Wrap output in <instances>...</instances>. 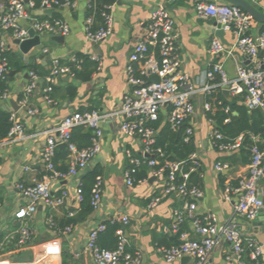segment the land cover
Here are the masks:
<instances>
[{
	"label": "crops",
	"instance_id": "obj_1",
	"mask_svg": "<svg viewBox=\"0 0 264 264\" xmlns=\"http://www.w3.org/2000/svg\"><path fill=\"white\" fill-rule=\"evenodd\" d=\"M199 0H117L111 6L113 18V33L106 40L94 44L86 39L85 20L87 16L86 0H77L76 7L62 5L54 8L53 12L36 9L33 14L37 17H51L59 15L70 26V34L65 36L63 43L56 42L53 36L43 35L41 45L33 48L28 55L21 52L15 40L9 39L10 49L24 58L26 63L36 64L40 72H47L52 68L54 60L62 63L71 61L76 54H82L99 60L97 71L88 82H82L70 77L68 82L55 85L52 98L55 103L48 105L43 94L34 93L29 102L38 113L34 116L27 114L26 110H19V118L25 127L28 138L20 144L0 148V233L7 235L19 227L15 220V212L26 204L17 190L20 183L33 184L36 180H45L49 176L43 160V149L46 135L43 132L56 127L63 118L75 112L98 110L112 112L121 106L127 94L131 92L128 84L127 67L129 57L135 45L139 42L150 19L151 10L157 5H164L175 18V32L178 35L179 56L182 62L181 71L189 76V82L195 93L192 101L195 115L191 121L194 128L196 153L192 158L201 170L200 189L203 197L198 202L197 213L202 218L206 214H215L218 224H227L234 221V204L237 196L232 195L230 201L225 198L227 187L235 188L246 177L248 165L241 162V156L236 152L223 153L217 150L211 137L212 126L216 122L208 118L205 104L209 94L202 91L209 83L207 74L216 63H222L227 77L233 80L237 76V64H249L250 59L234 48L236 37L233 33L225 32L223 39L218 37L221 27L214 20L199 18L195 6ZM255 6L264 12V0ZM24 27L28 26L23 23ZM262 25L254 23L251 34L259 35ZM220 39L227 52L221 56H211L208 52L211 41ZM43 50H48L43 54ZM231 51L232 55L228 52ZM24 73L15 74L8 82L10 98L8 101L0 99V109L10 113L11 101L19 106L23 90L29 79ZM38 75L41 78L45 76ZM40 82V89L43 88ZM69 86L76 89V95H68ZM224 91V90H223ZM228 98V97H226ZM233 97L229 96V100ZM215 112V111H214ZM167 117V110L162 112ZM120 119L107 120L102 124L103 137L101 151L91 162L92 171L101 170L103 185V204L98 211H92L83 218L81 203L77 201L76 190L84 178L83 170L76 176L60 182H51L52 194L58 197L62 191H67L69 198L65 205L52 212L59 226L50 229L46 224L50 210L43 208L41 218L29 223L32 237L27 249L23 252H13L5 257L16 259L28 253L29 261H36L44 251L51 248L53 254L39 264H95L93 256L86 251L89 233L98 225L108 221L121 225L127 240L128 249H132L142 257L143 264H184L181 261L165 262L160 245L163 238L171 237L175 233L165 231L172 228L175 221V212L183 210L187 200L178 195L164 196L162 180L150 176L148 180L128 187L125 183L124 173L129 168L128 152L134 157H145L143 144L138 137L130 138L120 130ZM156 136V135H155ZM226 159V161H223ZM250 160V159H249ZM55 165L58 170L68 169V150L60 146L56 152ZM218 163L228 165V169L221 173L215 170ZM29 168V169H26ZM91 171V172H92ZM90 172V173H91ZM160 197V203L153 210L148 208L152 199ZM121 215L129 216L130 223L122 224L118 221ZM259 217V216H258ZM71 223L72 231L62 233L65 228L61 223L67 220ZM264 224V217H260ZM242 232L256 239L263 245V255L260 263L264 264V225L256 226L253 222L239 219L236 221ZM184 233L191 238L199 239L191 224L187 221L180 225ZM180 232V231H179ZM182 233V232H181ZM178 234V233H177ZM229 245L215 249L210 257L209 264H238L236 261H227ZM193 260L185 264H193Z\"/></svg>",
	"mask_w": 264,
	"mask_h": 264
},
{
	"label": "built area",
	"instance_id": "obj_2",
	"mask_svg": "<svg viewBox=\"0 0 264 264\" xmlns=\"http://www.w3.org/2000/svg\"><path fill=\"white\" fill-rule=\"evenodd\" d=\"M76 1L64 0L63 3L61 0H41L39 9L49 10L62 5L76 7ZM97 1L86 0L87 10L96 8ZM248 1L255 5L262 0ZM36 9L37 0H12L8 4L0 2V80L2 81H5L10 73L7 60L2 56V52L11 50L9 39L23 42L29 38L28 30L23 23L30 26L40 37L70 34V26L64 20L52 19L48 16L37 17L33 14ZM106 9L109 12L102 14L105 24L97 29H93L94 17L86 18L85 35L89 42L100 43L113 33L111 6ZM195 9L199 18L214 20L223 31L233 33L236 37L234 48L250 59L249 64H237V76L233 80L227 77L222 63L214 64L207 74L209 83L202 91L210 95L213 89L220 88L228 90L232 97L244 95V105L249 112L258 108L264 111V33L251 34L254 19L233 5L220 1L199 0ZM175 24L174 16L164 5H157L151 10L147 27L129 57L127 76L131 92L125 96L120 107L112 112L98 110L75 112L63 118L56 127L43 132L46 135L43 160L49 176L45 180H36L30 185L24 183L17 185V190L26 204L14 214L19 227L7 235L0 233V264H39L53 254L52 249L48 248L38 260L29 262L14 261L5 257L6 254L21 253L27 249L32 237L29 223L35 219L40 206L50 210L46 219L47 226L53 230L59 228L52 212L65 205L69 194L67 191H62L58 197H54L50 184L76 177L90 166L101 151L102 124L113 119L121 120L120 130L125 136L138 137L143 144L145 157H134L128 152L130 166L124 173L126 185L135 186V173L139 168L147 166L149 177L153 176L162 180L164 196L178 195L187 200L183 210L175 212L172 228H165V231L171 230L177 234L180 231V225L188 221L199 239L191 238L187 233L182 232L179 245L160 249L165 262L173 263L188 257L193 260V264H209L212 252L228 244L230 249L226 256L227 261L248 264L245 261L248 258L256 264H262L259 260L263 255V245L256 239L246 236L236 221L244 219L253 222L258 218L260 211L264 210V139L253 137L254 145L250 149V163L246 177L235 188L227 187L225 190L226 200L230 201L232 195H236L237 202L234 204V221L222 225L218 224L215 214L209 213L202 218L199 217L198 202L203 197V192L198 186L188 184L190 173L182 172V163L169 160L162 162L160 158L165 157L163 150L152 148L156 133L147 126V123L157 121L165 110H167L166 119L173 131L178 132L185 127L183 131L185 142H190L194 137L191 121L195 115L192 101L195 90L189 82V76L181 71L182 62ZM47 52L48 50H43L42 53L47 54ZM208 52L211 56L218 57L227 50L220 39L214 38ZM228 54L232 55V52L229 51ZM92 59L99 62L95 57ZM71 61L75 62V58ZM27 74L29 81L23 90L19 106L20 110H26L28 115L34 116L38 111L30 106V97H33L35 91L39 89L46 103L53 105L55 101L52 93L58 78L72 77V70L60 60H54L50 73L44 78L34 71H29ZM153 77L157 80L152 81ZM41 81L44 82L42 89L39 86ZM9 98V90L0 92L2 101H8ZM218 105H222V102L215 105L206 103L205 110L214 112ZM223 110L226 114L231 113L229 107ZM10 121L11 129L7 137L0 140V148L23 143L28 138L18 112L13 109L10 111ZM229 121L230 119H226L225 123ZM78 126H87L94 130L92 145L89 148L79 149L72 141L73 129ZM211 137L218 151L223 153L238 151L243 142L241 136L233 144L222 143L224 137L214 126H212ZM60 146L68 150L69 163L66 171L58 170L54 162ZM197 166L198 164L195 163L191 171H194ZM226 169L228 165L222 163L215 166V170L219 173ZM178 173L184 180L182 183L178 182ZM103 185L104 181L100 176L96 179L92 190L93 211H98L103 204ZM76 195L77 201L81 203L83 201L81 183L76 190ZM160 200V197H155L150 201L148 208L155 209ZM118 221L124 225L130 223L127 215H121ZM72 227V225L66 226L62 233L68 234L72 231ZM105 229L106 225L100 224L88 236L86 251L93 256L95 264H143L139 253L127 250V240L122 229L116 233L118 236L116 249H101L97 244V238Z\"/></svg>",
	"mask_w": 264,
	"mask_h": 264
},
{
	"label": "trees",
	"instance_id": "obj_3",
	"mask_svg": "<svg viewBox=\"0 0 264 264\" xmlns=\"http://www.w3.org/2000/svg\"><path fill=\"white\" fill-rule=\"evenodd\" d=\"M10 1L12 0H0V2L3 4H8ZM73 1L75 0H71V2ZM116 2L117 0H98L96 8L87 10L86 17L89 18L93 16L95 19L93 29H97L105 24L102 14L104 12H109L106 7L112 6ZM40 7L41 0H37V9ZM50 18L61 19L60 16L56 14H53ZM262 32L264 33L263 25ZM2 56L7 60L9 71H13L15 74L24 73L26 71H34L37 74L39 73L41 76H45L47 73L42 71L40 72V69L36 64L26 63L23 57L12 50L2 52ZM74 58L75 62L69 61L65 63L70 66L72 70V77L82 82L90 81L98 69L99 62L93 60L89 56H84L82 54H76ZM12 79L13 78L8 76L5 81L0 80L1 93L9 89L8 82ZM151 80L156 81L157 78L153 77ZM68 95L70 97H74L76 95V89L73 86H69ZM218 102H222V105H218L215 112H209L208 118L216 122L215 129L219 131L224 137V139L221 141L222 143L233 144L239 137H243L241 148L237 151V153L242 158L241 162L243 164H247L250 162V149L254 145L253 137H260L261 139H264V115L258 110L249 112L244 105V95H238L229 100L224 95L222 89L215 88L209 95L207 103L215 105ZM226 107L231 109L230 114H226L224 112L223 109ZM226 119H230V121L225 123ZM11 125L10 113L0 109V140H4L7 137L11 129ZM147 126L152 128L156 133L155 143L153 144L152 148H161L165 154V157L160 158V160L162 162L169 160L171 162L182 163V172L190 173L188 184L190 186H198L201 188V170L198 169L191 171V169L195 167L192 156L196 153V143L194 139H192L190 142L184 141L183 131L185 127L181 128L178 132L173 131L164 113L160 114L157 121L147 123ZM93 136L94 130L92 128L87 126H78L73 129L72 141L79 149H86L92 145ZM223 161H226V159ZM101 174V170L96 168L81 181L83 201L81 202L80 207L83 218L88 216L93 211L91 206L92 190L96 183V179L102 176ZM134 176L136 183L148 180L149 168L147 166L139 168ZM222 176L223 175L221 173V177ZM183 181V178L180 177V173H178V182L182 183ZM71 223H73V220L69 219L60 225L61 227H66L71 225ZM103 224L106 225V229L99 233L97 244L101 249L114 250L118 245V236L116 233L122 227L117 222L112 221H108ZM181 232H183V229H180L178 234L163 238L164 241L160 242V245L164 247L179 245L181 243ZM127 250L134 252L132 249H128V247ZM245 261L248 264H256L248 258Z\"/></svg>",
	"mask_w": 264,
	"mask_h": 264
},
{
	"label": "water",
	"instance_id": "obj_4",
	"mask_svg": "<svg viewBox=\"0 0 264 264\" xmlns=\"http://www.w3.org/2000/svg\"><path fill=\"white\" fill-rule=\"evenodd\" d=\"M28 1V0H26ZM63 3H64V0H61ZM209 1H220V2H223V3H227V4H230V5H233L235 7H238L240 8L241 10H243L244 12H246L247 14H249L256 23L260 24V25H263L264 26V12L260 11L253 3H251L250 1L248 0H209ZM54 9H49L48 12H53ZM27 30H28V35H29V38L23 42H21L20 40H15V44L19 46L21 52L25 55H28L29 52L35 48V47H38L41 45V37L39 35H36L35 31L30 27V26H26L25 27ZM224 31L222 29L219 30V33H218V37L220 39H223L224 37ZM54 41L56 42H60V43H63L64 40H65V36H62V35H58V36H53L52 38ZM9 76L10 77H14L15 76V72H10L9 73ZM25 79H29V75L28 74H25L24 76ZM70 79L69 76H66V77H59L58 78V85H61L63 82H68ZM39 90H36V93H38ZM224 95L226 97L229 98L230 96V93L228 90H224L223 91ZM11 106H12V109L15 111V112H18L20 110V106H18V104L15 102V101H11ZM258 111H260L263 115H264V111L261 109V108H258L257 109ZM64 147V146H63ZM92 171V168L90 166H88L87 168H85L83 170V173H82V177L84 178L88 173H90ZM42 210H43V207L40 206L39 209H38V213H37V217L40 219L41 218V215H42ZM260 217H264V210L260 211L259 213V217L253 221V223L257 226H261V225H264L260 222L261 219ZM190 258L188 257H184L181 262L182 263H187L189 261ZM29 260V256H28V253H25L23 256H21L20 258L16 259V261H28Z\"/></svg>",
	"mask_w": 264,
	"mask_h": 264
}]
</instances>
